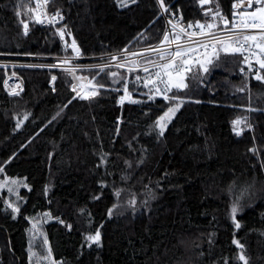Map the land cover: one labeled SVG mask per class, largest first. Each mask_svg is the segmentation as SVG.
<instances>
[{"label":"trees","instance_id":"1","mask_svg":"<svg viewBox=\"0 0 264 264\" xmlns=\"http://www.w3.org/2000/svg\"><path fill=\"white\" fill-rule=\"evenodd\" d=\"M233 1L168 4L186 20L204 22L217 6L231 20ZM24 3L0 0V55L69 54L52 29L28 21ZM48 7L65 14L67 40L84 58L153 45L164 29L155 0L126 10L112 0H52ZM240 60L222 56L202 81L189 80V89L177 93L186 102L162 137L153 125L168 103L117 106L119 91L112 89L123 81L113 83L108 73L125 78L122 71L85 73L105 88L69 104L76 93L67 73L55 72L50 87L49 71L21 69L17 96L4 91L0 69V175L29 186L15 218L0 196V264H28L34 214L44 219L57 264H243L241 252L247 264H264V83L247 78L249 90L237 92L245 83ZM245 116L249 126L241 125L238 136L232 121ZM245 189L237 229L231 204ZM96 231L99 245L86 240Z\"/></svg>","mask_w":264,"mask_h":264},{"label":"snow or ice","instance_id":"2","mask_svg":"<svg viewBox=\"0 0 264 264\" xmlns=\"http://www.w3.org/2000/svg\"><path fill=\"white\" fill-rule=\"evenodd\" d=\"M23 2V0H22ZM52 0H35V6H32L33 0H26L24 6L27 7L28 21H34L36 24H47L55 26L63 20V16L59 11L55 13L47 12V5ZM137 0H117V3L121 7L129 6V3L135 4ZM159 7L163 12H170L165 0H157ZM201 6L211 3V0H199ZM234 9H244L242 11H233L232 19L224 16L217 6L215 10L208 9L205 12V16L208 19L204 22L196 21L194 24L189 23L186 26L179 22L168 21L171 26V30L166 29L163 33L160 43L153 46L150 51L155 52L158 59H147V63L140 65L138 61H132L131 67L128 68L129 72L143 71L147 75L144 77L136 76V81H142V87L147 89L146 95L149 100H154L156 96H160L165 102L168 103L167 109L160 115L154 122L153 128L158 129V135L163 136L164 132L171 122L175 114L180 110L182 105L186 102L185 99L179 95L178 92L189 89V80L202 81L204 79L203 74L210 72L211 66H218L222 56H239L241 63L244 67L240 68V72L245 77V83L243 87L237 88V92H244L248 89L247 78L251 76L256 81L264 83V0H237L233 4ZM249 9H251L249 11ZM17 15H20L18 12ZM24 34H28L29 23L22 20ZM190 29H198L189 31ZM57 33L60 39L64 41V49L67 52L68 49L71 52L63 57L58 63L65 65H72L71 67L64 68L63 70L69 74L73 80L85 83H72L70 84L71 90L76 93L72 99L68 101L70 104L73 99L90 100L99 94V89L105 88V85L95 80V78H89L87 76H76L77 66L72 61L81 56V50L77 46L76 41L73 39L70 43L65 40V35L70 36L71 33L67 31L66 26L57 29ZM173 45L175 46L173 48ZM128 50L125 49L124 52ZM149 50L143 52H133V56H147ZM123 55V54H122ZM117 57H111V60H116ZM110 64V61H109ZM54 65H24V67L30 68H55ZM109 65L99 66V71L104 72L105 67ZM117 68L125 67L124 64H116ZM12 75H15L13 73ZM108 75L112 78V82L119 84L123 81L122 88L112 89L113 91H122L123 95L120 96L119 102L124 103L125 99L130 103H141L144 101L136 100L133 98L132 93L128 88V81L124 77L120 76L117 72H110ZM52 80L55 81L56 77L52 76ZM7 84V81H5ZM16 88H20L19 84L12 86L11 95H19L20 92L15 91ZM23 89L21 88L20 91ZM199 103L200 101H192ZM64 107H67L65 105ZM248 111H255L257 109L248 108ZM29 113H25L22 117L23 120H27ZM59 116V113H57ZM53 119H56L54 116ZM248 118L237 117L232 121L233 130L239 136L242 134L243 129L240 127L243 125L248 127ZM51 123V121H49ZM21 125L18 122L17 127ZM255 154L259 155L256 149H251ZM101 162L103 163V157ZM131 166V165H129ZM264 167V164H262ZM8 191L16 192V189L20 186V182L12 180L7 182ZM26 187V185H23ZM247 194V190H242L237 194L236 198L231 204L230 215L235 223L236 228H240V224L236 222L237 213L241 207L240 200ZM117 196L120 192L117 191ZM135 201H130V204H134ZM13 213H19V205L9 204ZM112 210H109L111 216ZM48 213H45L47 216ZM15 218V216H13ZM33 231L35 239V233L38 231L37 225L33 224ZM87 241L93 244H100V232L96 231L94 235L86 237ZM237 248L243 249V246L238 240H234ZM43 244H47V239L44 238ZM30 260H34L35 264H55L51 259V249L48 248L45 253H37L30 248ZM243 264H247V259L241 252L238 256Z\"/></svg>","mask_w":264,"mask_h":264},{"label":"built area","instance_id":"3","mask_svg":"<svg viewBox=\"0 0 264 264\" xmlns=\"http://www.w3.org/2000/svg\"><path fill=\"white\" fill-rule=\"evenodd\" d=\"M170 0H165V3L167 5V7L170 9V12H163V10L159 7L157 0H155L158 9L160 11V14L162 16V19L164 21V29H163V33L166 29L171 30V26L168 24L169 20H172L173 22H179L182 25L186 26L189 23H195L196 21H192V20H186L184 18V15L181 11V9L177 8H173L171 7L168 3ZM114 6L116 7L117 10H126L132 6L137 5V3L139 2V0H137V2L135 4L129 3V6L127 7H121L118 5L117 0H112ZM234 4V3H232ZM35 6V0H33V7ZM233 7V6H232ZM237 11H242L241 9L237 10ZM47 12L48 13H55L56 11L51 10L48 5H47ZM60 12V11H59ZM61 15L63 16V20H61L59 23H56L55 26L53 25H49L47 24V22H45V24H39L41 27L43 28H50L52 29L56 35L58 36V38L60 39L59 34L57 33V29L61 28L64 26V22L66 20V16L63 12H60ZM192 30H196L198 31V29H190L189 31ZM162 33V36H163ZM162 36L160 38V40L156 43H154L153 45L149 46V49H151L153 46H156L160 43ZM65 40H67V36L65 35ZM73 39L71 38L70 40H67L69 43L72 41ZM60 41L64 44V41H62L60 39ZM175 46L173 45V48ZM70 50V49H69ZM125 50V49H124ZM124 50L119 51V52H115V53H111V54H107V55H101V56H97V57H93V58H84L82 56H80L79 58H76L72 61L73 64H75L77 66V71L75 73L76 76H81L82 73L84 72H100L99 71V66L101 65H109L107 67H105V70H118V71H122L125 73V79H127L128 81V88L129 91L132 93L133 98L136 100H140V101H144L141 103H130L127 98L125 99L124 103L121 104L119 102V98L121 95H123L122 91H119L117 96H116V104L119 107H123L125 105H133V106H144V105H148V104H152L158 101H164L160 96H156V98L154 100H149L148 97L146 95H141V93H146L148 90L142 87V81H136V76H141L144 77L147 74L144 73L143 71H133V72H129L128 68L131 67L132 61H138L140 63V65H144L147 63V60H145L146 57H149L153 54L148 53L147 56H133L131 57L130 52L132 49H127V52H124ZM150 52V50H149ZM123 54V55H122ZM68 55V54H67ZM30 56H34V55H19V56H4V55H0V69H2L4 71V80H3V89L4 91L11 95L10 92L13 90L12 86L15 84H19L20 88H16L15 91L21 92L20 89L24 87V81L22 76L19 74V70L21 69H40V70H47L50 72V77H49V86L53 87L55 81L52 80V76L56 77L55 72L58 71H63L65 72L63 69L67 68V67H71L72 65H65V64H59L58 62L65 57L66 55H61L58 57H40L39 58H32ZM117 57L116 60H111V57ZM35 57V56H34ZM40 60V62H36L35 60ZM158 59V58H156ZM110 61V64H109ZM54 62V63H53ZM57 62V63H56ZM118 63H122L125 65V67L123 68H117L116 64ZM30 64H35V65H54L57 64L58 66L55 68H30V67H24V65H30ZM244 67L242 64H240V68ZM13 73H15V75H12ZM66 73V72H65ZM68 76L72 79V77L68 74ZM249 80L255 81V82H259L256 81L255 79H253L251 76L248 77ZM5 81H7V84L5 83ZM72 83H80L77 82L75 80L72 79ZM261 83V82H260ZM123 83L120 85L119 88H122ZM70 87V86H69ZM71 89V87H70ZM165 102V101H164ZM242 135V134H241ZM240 136V135H239Z\"/></svg>","mask_w":264,"mask_h":264},{"label":"rangeland","instance_id":"4","mask_svg":"<svg viewBox=\"0 0 264 264\" xmlns=\"http://www.w3.org/2000/svg\"><path fill=\"white\" fill-rule=\"evenodd\" d=\"M233 2L235 3V2H237V0H234ZM233 10L237 11L239 9H234L233 8ZM241 10H244V9L242 8ZM250 10L251 9H249V11ZM130 49H132L131 52H130V55L133 52H143L145 50H150L149 46L138 47V48H130ZM148 53L153 54L155 52L150 51ZM34 56H30V57L39 58L38 57L39 55H34ZM40 57H45V56H40ZM131 57H133V55H131ZM149 58L156 59V58H158V56L155 53V54H153V55H151L149 57H146L145 60H147ZM35 61L36 62H40L39 59L35 60ZM85 73L86 72L82 73L81 76H85ZM80 83H84V81H80ZM70 84H72V79L70 81ZM12 180L18 181L22 185V186H20V187H18L16 189L15 193L8 191L7 182H10ZM23 185H26V187H24ZM28 189H29V186L26 183L25 179L18 178V177H8V176L0 175V196L4 195L5 207H6V209H8L10 211L12 216L17 217L18 213H13L11 208L8 207V205L11 203V204L19 205V207H20L22 205V203L24 202V199L22 198V195H21V191L22 190H28ZM28 221H29V227L27 229V231H28V248H27L28 264H35L34 260H30V251H29L30 248L34 252L45 253L46 250L49 248V245H48V241H47V244H43V240H44V238H46V235H45L44 229H43V227H44V219H43V217L40 214H34V215H31V216L28 217ZM33 224H36L37 225V229H38V231H36V233H35V239H33V236H34ZM51 259L55 262V264H57V261H55L53 259L52 254H51Z\"/></svg>","mask_w":264,"mask_h":264},{"label":"water","instance_id":"5","mask_svg":"<svg viewBox=\"0 0 264 264\" xmlns=\"http://www.w3.org/2000/svg\"><path fill=\"white\" fill-rule=\"evenodd\" d=\"M24 122H25V120H23V119H21V120L19 121L20 125L24 124ZM17 128H18V127H17Z\"/></svg>","mask_w":264,"mask_h":264},{"label":"crops","instance_id":"6","mask_svg":"<svg viewBox=\"0 0 264 264\" xmlns=\"http://www.w3.org/2000/svg\"><path fill=\"white\" fill-rule=\"evenodd\" d=\"M234 3V2H233ZM232 6H233V4H232Z\"/></svg>","mask_w":264,"mask_h":264}]
</instances>
